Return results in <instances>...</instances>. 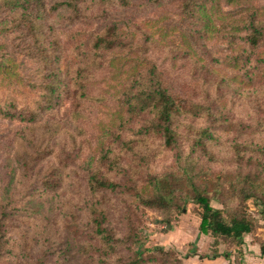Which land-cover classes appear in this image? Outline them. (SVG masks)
<instances>
[{"label":"rangeland","instance_id":"obj_1","mask_svg":"<svg viewBox=\"0 0 264 264\" xmlns=\"http://www.w3.org/2000/svg\"><path fill=\"white\" fill-rule=\"evenodd\" d=\"M43 1L48 11L56 0ZM127 1V6L119 0L81 5L83 14L77 18H87L86 23L76 20L68 24L62 20L66 18L63 11L54 15L47 12L48 29L42 42L62 74L81 62L77 49L88 52L89 35L112 24L122 29L121 41L127 48L104 55L101 69L91 75L94 83L90 96L94 99H84L78 117L73 111L72 87L63 76L54 106L36 123L0 119V200L7 213L14 208L10 221L15 230L7 234L11 243L3 246L12 253L1 251L0 264H29L28 255L44 257L48 264H115L114 257L94 253L88 245L93 242L88 236L89 211L95 200L87 182L101 146L122 119L116 98L127 77L139 70L144 54L150 56L172 94L204 106L206 113L174 118L176 150H166L159 138H147L138 147L147 161H136L141 173H180L191 161L204 171L196 182L208 186L211 206L221 210L226 221L243 210L251 220L264 222L260 201L250 198L241 202L239 195L251 184L264 191V45L252 50L233 25L247 11L264 18V0L220 3L200 14L201 21L184 14L185 0ZM11 22L7 9L0 4V104L10 110L12 106L7 103L15 100L18 110L25 104H38L41 90H35L31 83H40L41 78L35 74L39 63L29 58L34 51L32 36ZM201 130L214 136L206 144L213 161L195 146ZM50 149L66 152L67 168L61 171V189L42 195L41 179L62 159L58 153L41 159L39 152ZM27 154L34 159L32 163H25ZM134 186L143 194L150 191L145 182L135 181ZM104 197L103 208L118 241V256L139 247L148 253L162 248L173 251L182 264H198L199 256L215 258L237 244L226 237L214 239L209 233L202 234L200 208L191 201L180 213L167 214L143 208L130 191ZM33 211L38 213L30 217L34 228L23 235L29 244L24 246L19 232L24 228L23 217ZM71 221L78 226L77 234L65 226ZM133 235L135 243L128 244V236ZM235 257L233 262L240 263L239 254Z\"/></svg>","mask_w":264,"mask_h":264},{"label":"trees","instance_id":"obj_2","mask_svg":"<svg viewBox=\"0 0 264 264\" xmlns=\"http://www.w3.org/2000/svg\"><path fill=\"white\" fill-rule=\"evenodd\" d=\"M234 0H185L183 7L184 14L188 18L202 20L200 14H205L212 6L220 3L227 5ZM113 0H56L55 3L44 9L43 0H0V4L7 9L12 18L11 24L15 28L24 29L33 38L34 51L29 54V58L36 59L39 66L35 74H39L41 82H32L35 90H41L40 101H35L34 106L26 104L17 110L15 100H11L7 105L12 108L4 109L0 104V119L20 120L25 123L34 124L41 118L47 110L54 106L56 92L63 84V76L72 87L73 109L78 117L80 107L84 99L91 98L93 81L91 75L102 67L103 57L106 54L122 51L127 48V44L121 41L122 33L116 25L107 27L100 33L90 34L88 37V52L80 51V44L76 46L77 58L80 63L71 70H66L64 74L56 67V62L48 53L42 40H45L48 29V15H54L58 11H63L62 20L68 24L77 22L86 23L87 18H77L83 12L80 6L87 3L105 5ZM124 6L129 5L127 0H119ZM51 13V14H50ZM72 17V18H68ZM234 29H239L244 34V41L249 48L255 50L264 45V18H258L255 12H245L244 16L233 21ZM234 38L235 34L229 33ZM56 46V43H53ZM120 49V50H118ZM139 70L127 77L122 85V89L116 98L119 112L123 115L119 121L116 131L110 134L108 141L101 146L100 152L95 161L92 172L88 176V191L95 200V204L90 208L89 220L91 231L89 237L93 242L88 245L94 253L101 256L115 258V264H182L181 259L171 250L162 248L154 249L151 252L142 251L139 247L135 251H130L126 255L118 256L116 244L118 241L108 225V216L104 210L106 199L105 194H118L122 191L133 193L136 203L143 208L153 209L169 214L170 212L180 213L185 208L188 201L196 204L200 208L199 231L202 234H210L214 239L226 237L236 241L237 246L241 244L243 234L250 233L256 226V220L247 217L243 210L232 214L227 221L223 217L221 210L211 206L210 190L205 184H198L196 179L202 177V168L190 161L180 173L176 171L162 172L158 175L146 171L143 175L138 168L137 160L147 163L146 156H142L138 147L143 145L149 137H156L162 141L166 150H176L178 135L173 127V120L179 116H201L206 113V108L202 105L194 104L178 95L172 94L161 73L153 63L148 54H144L139 61ZM69 74V75H68ZM39 88V89H38ZM264 131V125H261ZM195 146L203 156H208L209 161H213L212 153L206 144L214 140V136L207 130L197 132ZM62 159L58 166L49 167L41 179V194L57 193L62 187L61 171L67 168V154L64 151H57ZM55 150H42L39 152L41 159L54 156ZM57 156V155H56ZM25 163H32L34 159L26 155ZM181 159V156L177 154ZM184 160H187L186 158ZM241 164V163H238ZM202 171V172H201ZM206 173V172H205ZM135 181L145 182L150 186L147 194L140 193L135 189ZM257 184H251L246 190H240V201L253 198L260 201L264 209V191ZM249 190V191H247ZM55 212V207H52ZM14 208L7 213L5 203L0 200V255L1 251L11 254L12 250L3 247L11 243L7 238L10 231L15 232L14 224L10 217ZM27 213L23 217L24 228L21 233V242L24 246L29 244L25 241L29 228H34L30 217L36 216L38 212ZM73 217V215H70ZM129 224H132L129 222ZM65 226L73 235L78 233V226L73 221L67 222ZM135 230V229H133ZM24 235V236H23ZM128 244L135 243V235L128 236ZM9 240V242H8ZM27 250V248H26ZM261 254L264 255V244L261 245ZM195 254H193L194 256ZM217 257V255L213 256ZM29 264H48L44 257L34 259L28 255Z\"/></svg>","mask_w":264,"mask_h":264},{"label":"crops","instance_id":"obj_3","mask_svg":"<svg viewBox=\"0 0 264 264\" xmlns=\"http://www.w3.org/2000/svg\"><path fill=\"white\" fill-rule=\"evenodd\" d=\"M263 223L264 222H260V220H258L257 226L250 233L242 235L240 245L237 246L235 243L231 244V247L228 249V253L224 254L219 252L218 256L215 258L199 256L198 264H235L233 261L236 258V254H239L240 256V263L237 264H264V255L261 254V245L264 244ZM197 253H199V250ZM196 257L197 256L195 255L193 258Z\"/></svg>","mask_w":264,"mask_h":264}]
</instances>
